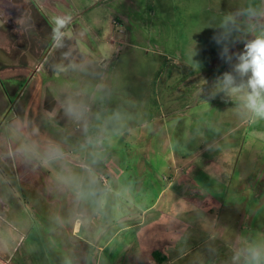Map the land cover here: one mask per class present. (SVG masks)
Returning <instances> with one entry per match:
<instances>
[{
	"label": "rangeland",
	"instance_id": "rangeland-1",
	"mask_svg": "<svg viewBox=\"0 0 264 264\" xmlns=\"http://www.w3.org/2000/svg\"><path fill=\"white\" fill-rule=\"evenodd\" d=\"M261 34L264 0H0V264L264 247V118L222 80Z\"/></svg>",
	"mask_w": 264,
	"mask_h": 264
},
{
	"label": "clouds",
	"instance_id": "clouds-1",
	"mask_svg": "<svg viewBox=\"0 0 264 264\" xmlns=\"http://www.w3.org/2000/svg\"><path fill=\"white\" fill-rule=\"evenodd\" d=\"M213 39L221 46V58L231 61L229 36L227 34L214 36ZM233 55L237 63L233 66L232 72L223 73V84L232 93L242 94L241 99L249 113L255 117L264 118V34L245 43L243 51ZM233 73L242 78L240 84L236 83V75ZM57 154H59L58 150ZM246 264H264V247L250 248Z\"/></svg>",
	"mask_w": 264,
	"mask_h": 264
},
{
	"label": "crops",
	"instance_id": "crops-1",
	"mask_svg": "<svg viewBox=\"0 0 264 264\" xmlns=\"http://www.w3.org/2000/svg\"><path fill=\"white\" fill-rule=\"evenodd\" d=\"M199 175H200V173L198 175H195L194 180ZM175 177H176L175 174L170 176V178H172V179L175 178ZM194 183H195V186H201L198 183H196V180L194 181ZM170 184L171 183L169 182L168 186H170ZM185 196L187 198L191 199V200H195L200 206L201 205L204 206L205 201H200L199 197H197L196 195L190 193V194H186ZM207 199L208 200H212L211 201V206L213 207V206L217 205V208L223 202V200H222V202L220 201V203H219V201L216 199V197L207 198ZM228 205L230 206V204H228ZM228 205H227V207H228ZM226 211H227V214L229 212H233L231 210V206H230V209L226 210ZM218 213H219L218 209L211 212V214H213V215H217ZM216 217H219V215H217ZM230 217H232V215ZM233 229H234V232H235L236 231V226H235V228H232V229L229 228V227L227 229H226V227H225V229L221 228V230H220V228L219 229L217 228L216 229V231H217V234H216L217 239L215 240L217 242L216 244H214V245L210 244V246L208 248H207L208 245H205V244L204 245L200 244V245H198L196 247H192V248L187 247L186 251L184 253H181V254L177 255L176 257L174 255V257H172V258H168V255H164V256L162 255V257L166 258V259L161 264H178V261L182 257L186 256L190 251L191 252L192 251L193 252L201 251L198 256L194 257V259L195 258L202 259L204 257V260H200V261H195L194 260V264H206V262H205V258L206 257L210 258L212 264H246V256L244 257L245 260H241V258H243V251H236L237 248L234 245V243L235 244L237 243L238 244V248H240V245H241V241L238 240V236H236V233H234V235H233L234 236V241L232 239H230V241H229L230 244H223V243L219 244L225 238L224 236L226 235V231L231 232ZM236 232H240V231L237 230ZM232 242H234V243H232ZM226 247H227V250L225 252H223ZM240 250H241V248H240ZM152 261H153V263L157 264V260H156L155 256L152 257Z\"/></svg>",
	"mask_w": 264,
	"mask_h": 264
},
{
	"label": "trees",
	"instance_id": "trees-1",
	"mask_svg": "<svg viewBox=\"0 0 264 264\" xmlns=\"http://www.w3.org/2000/svg\"><path fill=\"white\" fill-rule=\"evenodd\" d=\"M154 256L157 260V264H161L166 259V258H163L162 255H160L158 252H156Z\"/></svg>",
	"mask_w": 264,
	"mask_h": 264
},
{
	"label": "water",
	"instance_id": "water-1",
	"mask_svg": "<svg viewBox=\"0 0 264 264\" xmlns=\"http://www.w3.org/2000/svg\"><path fill=\"white\" fill-rule=\"evenodd\" d=\"M61 31V30H60Z\"/></svg>",
	"mask_w": 264,
	"mask_h": 264
}]
</instances>
